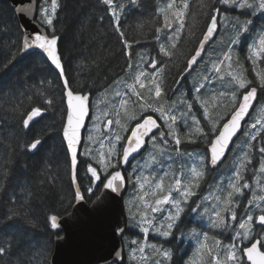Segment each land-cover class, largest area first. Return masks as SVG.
I'll return each mask as SVG.
<instances>
[{
	"label": "snow or ice",
	"instance_id": "snow-or-ice-1",
	"mask_svg": "<svg viewBox=\"0 0 264 264\" xmlns=\"http://www.w3.org/2000/svg\"><path fill=\"white\" fill-rule=\"evenodd\" d=\"M101 2L106 6L116 39L122 45L125 67L131 70L129 90L121 96L118 105L125 108L132 96L135 97L133 103H138L137 110L131 114L125 110L124 123H121L119 111L115 119L106 111L94 113L90 93L73 86L54 23L60 7L58 0H41L38 9L28 11H25L28 5L13 8L30 22L35 21L33 31L27 34V29L21 31L22 39L16 51L22 59L32 57L44 63L48 75L41 83L55 81L59 89L61 137L74 196L62 211L46 218L50 235L56 240L63 239L62 221L65 215H72L74 206L91 205L93 211L101 212L110 203L120 204L131 184L133 195L121 211L122 219L111 230L121 244L102 258L103 264H108L109 259L112 264H174V253L165 244L189 238L179 231L184 216L190 217V222H199L201 229H208L191 230L190 238L195 239L196 246L187 264H264V183L261 182L264 176V135H261L264 118L250 115L256 111L259 99L264 98V0H201V14L206 16V23L195 37L197 44L174 81L176 86L180 81L191 86L181 87L179 92L167 76L175 67L177 44L185 32V18L189 15L187 0H179V3L168 0L155 12L162 17V23L155 28L156 54L141 55L138 62L133 49V43L138 41L128 39L121 24L125 4L117 0ZM31 3L32 0H28V4ZM127 7L129 11L142 12L143 0H127ZM257 18L258 22L254 23ZM224 30L231 33L226 43L220 35ZM192 34L189 26L187 35ZM242 55L251 68L248 74L241 63ZM15 62V55L0 62V73L7 76ZM201 64H206L203 74L196 73L195 69ZM165 69H168L167 74ZM27 79L32 77L27 76ZM15 88V84H9L4 91L12 92ZM138 89H146L147 95ZM36 91L40 103L31 106L21 118L25 131L35 128L55 108V96L46 95L47 89L37 88ZM221 108L228 111L221 115ZM260 113L264 114V106L260 107ZM86 121L91 122L96 131H99V123L108 129L100 142L98 157L92 154L94 136ZM129 121L135 122L129 124ZM245 124L247 131H242ZM83 132L88 133L87 143L83 140ZM240 136H245L246 142L232 171L219 178L213 177L216 183L211 186L209 195L194 200L208 174L223 168L221 161L226 154L232 155L230 145L233 149L238 147L234 138L239 140ZM105 142L106 152L103 150ZM198 142L206 145L204 152H187L181 147ZM42 143L37 135L26 145V150L33 152ZM253 148L259 154L258 169L248 167L252 164ZM84 157L88 159L83 160ZM82 163L88 178L86 186L77 179ZM0 169H4L0 172V190H3L10 168L0 165ZM249 171L254 184L245 178ZM9 199L15 204V197ZM19 215L27 216L23 205L0 217V232L9 226L8 221ZM211 230L216 231L209 244ZM129 232H134L131 239ZM226 233L232 234L227 244L222 239ZM150 234L158 238L156 242H149ZM14 239L0 235V259L11 255Z\"/></svg>",
	"mask_w": 264,
	"mask_h": 264
},
{
	"label": "trees",
	"instance_id": "trees-1",
	"mask_svg": "<svg viewBox=\"0 0 264 264\" xmlns=\"http://www.w3.org/2000/svg\"><path fill=\"white\" fill-rule=\"evenodd\" d=\"M58 2L60 7L54 23L56 34L60 37V48L67 74L73 79L74 87L84 89L95 99L102 97L113 85L125 78L129 71L125 67L122 45L116 39L106 6L101 0H58ZM117 2L125 4V14L121 24L127 33V38L138 41L133 43L137 60L141 43L148 42L153 46L155 28L160 24V17L155 15V12L168 0H143L142 12L138 9L129 11L127 0H117ZM187 2L190 15L191 0ZM194 3L196 10L193 33L199 35L203 24L206 23V16L201 14V0H195ZM40 5L41 0H39ZM101 17L103 20L100 19ZM188 21L186 16L185 30H188V24L192 28ZM257 22L258 18L254 20V23ZM226 34L229 36L231 33L226 31ZM21 39V28L13 9L8 2H0V62L6 61L10 55L16 56L15 67L12 68L11 73L7 76L0 73V165L10 168L3 190H0V217L9 210L20 208L21 205L27 209V216L19 215L8 221L9 226L0 232V235L9 239L15 237L11 255L0 259V264H50L56 239L49 233L46 218L54 212L62 211L73 201L74 189L61 137L62 109L57 82L41 83L48 75L47 66L36 58L21 59L16 51ZM188 55L187 51L177 52L175 67L168 75L169 79L167 76L169 82L176 79L177 72L184 67ZM241 63L246 70L245 74L250 73L249 62L243 60V55ZM205 67L206 64H201L195 69L196 73L203 74ZM165 73H168V69H165ZM27 76H31L32 79L28 80ZM185 79L187 80V77ZM9 84L16 85L15 91H4ZM180 86L191 85H185L183 81ZM37 88L47 89L46 95L55 96V108L35 128L30 127L25 131L21 126V118L31 106L40 103ZM261 106H264V98L259 99L256 111L252 114L253 118H257ZM244 131H247V125ZM37 135L42 139V145L36 151H27L26 145ZM245 142L246 137L240 136L236 144H245ZM239 145L237 149L232 150V155L229 156L220 173L231 172ZM251 155L252 164L248 167L258 169L259 154L255 148ZM3 170L0 169V172ZM246 174L249 182L255 181L250 171ZM78 179L82 186L87 185L88 178L83 163L78 169ZM261 182L264 183V176ZM10 197H15V204L9 199ZM247 198L246 195L244 199ZM238 218H240L239 211ZM175 264H182V260H177Z\"/></svg>",
	"mask_w": 264,
	"mask_h": 264
},
{
	"label": "water",
	"instance_id": "water-1",
	"mask_svg": "<svg viewBox=\"0 0 264 264\" xmlns=\"http://www.w3.org/2000/svg\"><path fill=\"white\" fill-rule=\"evenodd\" d=\"M0 2H8L12 9L19 7L20 5H28V8H26L25 11H28V9L39 8V0H32L31 5L28 4V0H0ZM14 13L18 19L21 31L27 29L25 34L33 31L35 21L30 22L28 19H25L24 16L19 15L16 12ZM28 14L30 16L31 12L29 11ZM182 82L183 81H180V84ZM90 97L92 100L91 94ZM256 107L257 105H255V108ZM252 114L253 112H250L251 116ZM86 125L88 128L89 122L86 121ZM245 126L246 124L243 126L242 131H244ZM85 134L86 132L82 133L83 140H85ZM234 140L235 142L237 141L235 138ZM39 147L40 146H38V148ZM231 150L232 147L230 145V151ZM228 157L229 155L226 154L225 159L221 161V164H224ZM127 191L128 188L126 193ZM123 201L120 204L110 203L101 212L93 211L91 205L74 206L72 215H65L62 221L63 239L55 240L50 264H103L102 258L107 256L114 248L121 244L119 238L113 237L111 230L115 223L122 219L121 211L124 208ZM108 264H112L111 259H109Z\"/></svg>",
	"mask_w": 264,
	"mask_h": 264
},
{
	"label": "flooded vegetation",
	"instance_id": "flooded-vegetation-1",
	"mask_svg": "<svg viewBox=\"0 0 264 264\" xmlns=\"http://www.w3.org/2000/svg\"><path fill=\"white\" fill-rule=\"evenodd\" d=\"M194 2H195V0H191L190 10L192 12L190 13V15L187 16V18L189 19L188 23H191V25H192V28H191L192 30H193V21L195 19V13L194 12L196 10L195 9V3ZM160 23H162V17H160ZM189 26H190V24H188V30H185V32L181 34L180 40H179V42L177 44V52H183V51L186 52L187 51L190 54L193 51V49L196 46V44H197V41H196L195 37L198 36V35H194V33L192 35H190V36L187 35L188 32H189ZM204 26H205V23L203 24V26H202L201 29H203ZM226 31L227 30L221 31L220 32V35L222 37L227 36ZM161 35H163V33H161ZM156 47H157V41H156V39H155V41L153 43V46L150 45V44H148V42L141 43L140 49H139V52L138 53L144 54L145 57L155 56V54H156L155 53V48ZM127 77H128V74H127V76L125 78L121 79V80H124V82H127V89H126V91H128V84L131 83V79L130 78L128 79ZM168 79H169V76H168ZM174 81L175 80L173 79L170 82L173 83ZM117 83L115 85H113L110 89H116V87L118 85ZM125 86H126V84H125ZM173 86L176 87L177 92H179L181 86L180 85L179 86H176L174 83H173ZM171 95L172 94H170V96ZM102 97H99V98L101 99ZM99 98H97L96 100H98ZM94 99L95 98H92V102L94 101ZM102 104H103V102H101V106H102ZM116 105H118V103L117 104L114 103L113 105L110 104L108 106V108H109L108 111L110 113H112L113 119L116 118V110L114 108ZM98 107L100 108V105ZM136 110L137 109H135V111ZM221 170H222V168L220 169V172H221ZM220 172L213 171V172H211V173L208 174V176L206 178V181L201 183V187H200V189L197 192V196L196 197H193L194 200L195 199H198L200 196H208L209 195L210 191H212V187L211 186L214 185L213 184V181H214L213 180V177L216 176L217 178H219V176L221 174H225L226 175V172L225 173H220ZM129 189H130V184H129ZM125 206H126V204H124V207ZM237 211H239V210H237ZM182 219H183L184 223L182 225H179V231L182 232V233H184L189 238L182 239L179 243H173V244L166 243L165 244V246L171 248L172 251H173V253H174V264H175V262L177 260H182V264H187V261L193 256V254L191 253L190 249L195 246V243L190 238V233H191L190 230L193 227H195L196 229H201L199 227V222H196V223L190 222V217L184 216V217H182ZM225 236L226 235H224L222 237V239H223L224 243L227 244V243L230 242L229 241V237L231 236V234H230V236H226V237ZM133 237H134V232H129V238L131 239ZM157 239L158 238H155V237H153L150 234V236H149V241L150 242H152V241L153 242H156ZM209 244H211V240L209 241ZM177 248L179 249V251H177ZM125 250H126V254H127V249H125Z\"/></svg>",
	"mask_w": 264,
	"mask_h": 264
},
{
	"label": "rangeland",
	"instance_id": "rangeland-1",
	"mask_svg": "<svg viewBox=\"0 0 264 264\" xmlns=\"http://www.w3.org/2000/svg\"><path fill=\"white\" fill-rule=\"evenodd\" d=\"M227 24V22H225ZM224 42L226 43L227 42V39H228V36H224ZM141 55H144V54H140L138 57H137V62L139 61V58ZM135 67V65H134ZM128 79L130 78L131 79V70L128 71ZM117 87L116 89H110L101 99L99 98L98 100H94L92 102V106H93V112L96 113V114H102L103 112H107L109 114V116L111 118L112 117V113H110L108 110V106L111 104L113 105L114 103L117 104L118 101H120L121 99V96L127 92L126 89H127V82H124V80H120L118 83H117ZM126 84V86H125ZM115 87V86H114ZM129 90V89H128ZM139 91H141L143 94L147 95V91L146 89H138ZM117 93H120L121 95H117ZM100 101V102H99ZM133 101H135V97L132 96L129 98V102L128 104L125 106V108H120L119 105H116L114 108L117 111H119L122 115H121V123H124L125 122V119L126 117H123V113L125 112V110L128 112V114H131L132 112L135 111V109L138 108V103H133ZM101 102H103L102 106H101ZM100 105V108L98 107ZM181 106V105H180ZM179 106V107H180ZM112 109V108H111ZM113 110V109H112ZM228 111L227 108H221L220 109V114L221 115H224L226 112ZM264 117V114H261L260 113V109H259V113H258V116L257 118H263ZM95 119V116H93V120ZM135 121H129V124L131 123H134ZM99 131H96L93 129L92 127V124L91 122H89V126H88V129L91 131L92 135L94 136V140L91 142V148H92V154L93 156L95 157H98L99 155V150H100V147H101V141L105 139V135H106V132L108 131V129H106L105 125L103 123H99L97 125ZM113 128H115L116 126L113 125L112 126ZM181 132H183V129H181ZM87 132H86V135H85V143H87ZM239 145V144H238ZM245 144L241 143L239 145V148L237 150V154L235 156V158L233 159V163H232V166L234 167L235 163H236V159H237V156L239 155V153L242 151V149L244 150V146ZM181 147L183 149H185L187 152H204L206 150V145L204 144H200L199 142L198 143H195V144H182ZM107 148H108V145L107 143L105 142L104 143V146H103V150L106 152L107 151ZM237 149V148H236ZM85 160H87L88 158L87 157H84ZM92 162V161H90ZM232 167V169H233ZM231 169V171H232ZM228 172V171H227ZM226 172V174H227ZM246 173H245V178H246ZM262 178V177H261ZM216 182H214L213 184L215 185ZM250 184H254V182H249ZM212 185V186H214ZM133 195V187L132 185L130 184V189L127 193V195L125 196L124 198V204L127 205V202L128 200L131 198V196ZM247 195V193H246ZM245 195V196H246ZM195 228V227H193ZM192 228V229H193ZM191 229V230H192ZM190 230V231H191ZM197 231H208V229H197ZM216 230H211L209 232V241L211 240V236L212 234L215 232ZM231 233H226L225 235L226 236H230ZM232 235V234H231ZM225 236V237H226ZM191 240L195 243V246H196V241L195 239H192ZM150 242V241H149ZM212 242V241H211ZM150 243H154L153 241L150 242ZM245 243H248L247 241ZM195 246L193 248L190 249L191 253L194 255L195 254ZM127 249V248H126Z\"/></svg>",
	"mask_w": 264,
	"mask_h": 264
}]
</instances>
